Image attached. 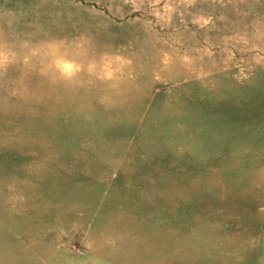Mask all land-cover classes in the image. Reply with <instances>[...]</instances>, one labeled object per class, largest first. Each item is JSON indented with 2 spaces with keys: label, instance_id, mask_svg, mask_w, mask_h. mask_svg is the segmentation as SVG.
Instances as JSON below:
<instances>
[{
  "label": "rangeland",
  "instance_id": "rangeland-1",
  "mask_svg": "<svg viewBox=\"0 0 264 264\" xmlns=\"http://www.w3.org/2000/svg\"><path fill=\"white\" fill-rule=\"evenodd\" d=\"M0 264H264V0H0Z\"/></svg>",
  "mask_w": 264,
  "mask_h": 264
},
{
  "label": "snow or ice",
  "instance_id": "snow-or-ice-1",
  "mask_svg": "<svg viewBox=\"0 0 264 264\" xmlns=\"http://www.w3.org/2000/svg\"><path fill=\"white\" fill-rule=\"evenodd\" d=\"M62 67L68 75H72L73 71H75L73 69L72 63H64Z\"/></svg>",
  "mask_w": 264,
  "mask_h": 264
}]
</instances>
